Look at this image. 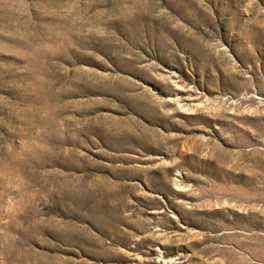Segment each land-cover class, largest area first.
<instances>
[{"label": "rangeland", "instance_id": "1", "mask_svg": "<svg viewBox=\"0 0 264 264\" xmlns=\"http://www.w3.org/2000/svg\"><path fill=\"white\" fill-rule=\"evenodd\" d=\"M0 264H264V0H0Z\"/></svg>", "mask_w": 264, "mask_h": 264}]
</instances>
